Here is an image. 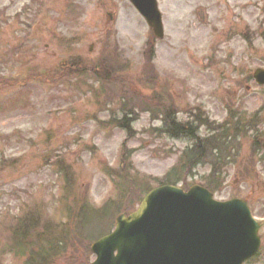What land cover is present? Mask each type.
<instances>
[{
	"label": "rangeland",
	"instance_id": "1",
	"mask_svg": "<svg viewBox=\"0 0 264 264\" xmlns=\"http://www.w3.org/2000/svg\"><path fill=\"white\" fill-rule=\"evenodd\" d=\"M157 3L164 35L152 38L151 59L143 53L151 29L128 0H0V250L13 221L38 212L32 238L60 227L57 256L65 255L72 234L89 243L109 231L160 178L208 186L217 200L243 199L260 222L258 251L243 264H264V162L251 148L264 139V86L252 78L264 67V0ZM78 58L107 62L110 78L77 71L51 78ZM169 105L178 121L200 111L222 126L212 133L193 125L200 142L173 136L162 120ZM253 112L256 130L239 123L233 138L228 118ZM123 115L129 128L117 125ZM205 139L213 142L192 163ZM77 247L93 258L79 240ZM23 261L0 252V264Z\"/></svg>",
	"mask_w": 264,
	"mask_h": 264
},
{
	"label": "water",
	"instance_id": "2",
	"mask_svg": "<svg viewBox=\"0 0 264 264\" xmlns=\"http://www.w3.org/2000/svg\"><path fill=\"white\" fill-rule=\"evenodd\" d=\"M130 1L162 37L156 0ZM253 76L264 83L263 69ZM258 226L244 200H213L200 185L186 192L163 185L136 211L117 216L114 230L91 244L96 259L89 264H241L257 251Z\"/></svg>",
	"mask_w": 264,
	"mask_h": 264
},
{
	"label": "trees",
	"instance_id": "3",
	"mask_svg": "<svg viewBox=\"0 0 264 264\" xmlns=\"http://www.w3.org/2000/svg\"><path fill=\"white\" fill-rule=\"evenodd\" d=\"M151 43V42H150ZM152 44V43H151ZM151 44L148 46L147 50H146V58H151L152 55V47ZM80 60L74 62L72 65L66 67L65 69L67 70L65 72V69H63L62 73L64 74H68V72L70 73V71H77V72H88L90 73L92 76H94L97 79L100 80H108L110 78V74L112 71V67L110 65H108L107 62L102 61H98L96 63H92L90 64L89 62L87 63H82L79 62ZM148 61V60H147ZM64 74L62 76H64ZM123 98L125 99L122 100L123 104L125 105H129L127 103V98H125L123 96ZM125 102V103H124ZM166 109L164 110V118H163V122L165 123V126L167 127V131L169 133H171L173 136H177V135H184V136H188V137H197V135L194 133L193 129H192V125L191 123L187 122L185 124H181L179 122L176 121L175 119V114H174V109H172V107L168 106L165 107ZM122 109V108H121ZM117 125L120 127H124V128H129L128 125H126V115H123L121 119H117ZM197 125H204L205 122L203 120H201L200 118L198 120H196ZM242 124V128L245 129H254L255 128V121L254 119L252 120H247V122L245 121H241V119H238L235 123H233V128H231L229 130L228 133H230V135H233L235 137H237V133L236 132V125L237 124ZM239 132V131H238ZM234 133V134H233ZM224 135H220L219 138H223ZM199 140V139H198ZM200 142V140H199ZM213 141H210V139H205V143H203V145H201V143H196L195 145H198L200 148L198 149L197 152V156L194 159H191L192 163L197 162L199 159L204 158V153L202 152L203 146H207L208 144L212 143ZM258 140L255 139V142H252L251 144V148L252 151H258L261 150L260 149V142L257 143ZM215 143V142H214ZM262 158V157H261ZM218 157L214 156L212 158V162L215 163L217 162ZM217 165H212V170L215 172ZM214 183V181H213ZM87 204V203H86ZM78 211H82L84 212V217L85 215H87L86 210L84 208V205L82 204V206H78L77 207ZM101 213H105L104 211H101ZM39 214L38 212L34 213V214H23V216L21 217V219L19 221H17L18 223H16L10 231V236L8 237V242L3 246L2 250H8L10 252H12L15 256L18 257H23L24 261L22 264H65V259H70L72 257V255H75L77 258L81 257L84 259V263L86 264L88 262V257L84 255L83 253H78L77 252V240H79V242H81V244L83 245V247L86 248V253H89V243H87L86 241H84L83 239L85 238V235H82L80 232L76 233V234H72L69 238H68V245L64 246L65 249V255L62 256H57L59 254V250L61 248L62 245V240L63 238L59 239L57 238L59 235H62L59 230L60 227L58 229V231L56 229H54L52 226L49 227V231L52 232L51 235H49L47 232H45V234L47 235L48 238H42V237H33L31 236V231L35 229V225H33L32 221L35 220L36 222L39 221ZM28 220V222L26 223V221ZM34 221V222H35ZM70 222V221H69ZM66 222V225H64L62 229L68 228L70 226V223ZM57 232V233H54ZM81 238H80V237ZM83 238V239H82ZM89 242V240H87ZM73 244L75 245V248H73L71 251L68 252L67 247H73ZM57 256V257H56ZM55 257L57 258L55 260ZM60 261V262H58ZM63 261V262H61Z\"/></svg>",
	"mask_w": 264,
	"mask_h": 264
}]
</instances>
